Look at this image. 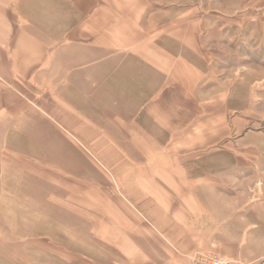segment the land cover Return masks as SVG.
<instances>
[{
    "label": "rangeland",
    "instance_id": "1",
    "mask_svg": "<svg viewBox=\"0 0 264 264\" xmlns=\"http://www.w3.org/2000/svg\"><path fill=\"white\" fill-rule=\"evenodd\" d=\"M130 1L195 48L126 104L67 105L57 78L10 89L0 264H264V0Z\"/></svg>",
    "mask_w": 264,
    "mask_h": 264
},
{
    "label": "crops",
    "instance_id": "2",
    "mask_svg": "<svg viewBox=\"0 0 264 264\" xmlns=\"http://www.w3.org/2000/svg\"><path fill=\"white\" fill-rule=\"evenodd\" d=\"M138 5L130 0H0V110L10 89L42 78L59 80L67 105L78 104L81 95L94 97L93 105L101 95L110 104L116 101L111 96H121L126 104L131 96L159 94L163 81L173 79V59L180 49L188 54L186 49L195 48V36L182 34L179 24L153 22ZM33 8L48 15L39 24L43 35L21 22L39 14ZM31 19L26 20L38 24ZM133 80L146 84L133 87ZM151 80L162 82L147 84Z\"/></svg>",
    "mask_w": 264,
    "mask_h": 264
}]
</instances>
